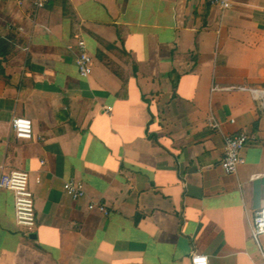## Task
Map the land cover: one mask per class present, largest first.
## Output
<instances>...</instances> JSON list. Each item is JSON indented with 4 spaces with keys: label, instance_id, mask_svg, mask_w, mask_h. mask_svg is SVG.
<instances>
[{
    "label": "crops",
    "instance_id": "obj_1",
    "mask_svg": "<svg viewBox=\"0 0 264 264\" xmlns=\"http://www.w3.org/2000/svg\"><path fill=\"white\" fill-rule=\"evenodd\" d=\"M35 1L0 0V176L28 174L36 214L33 232L18 229L0 192V264H264L251 229L264 210V0L225 12L49 0L30 19ZM21 118L31 141L15 138ZM210 118L219 131L196 130ZM241 134L252 141L228 176L224 138ZM71 182L84 199L65 194Z\"/></svg>",
    "mask_w": 264,
    "mask_h": 264
},
{
    "label": "built area",
    "instance_id": "obj_2",
    "mask_svg": "<svg viewBox=\"0 0 264 264\" xmlns=\"http://www.w3.org/2000/svg\"><path fill=\"white\" fill-rule=\"evenodd\" d=\"M49 0H36L33 8L29 12L28 17L35 19L38 12L43 10ZM209 8L217 9L222 12L231 10L230 0H209ZM80 53L76 59V67L78 74L82 80L88 81L93 75V60L87 53L84 41L80 40L77 44ZM258 92H256L257 94ZM196 130H209L212 132L219 131V125L214 119H208L196 126ZM12 131L17 140H32V122L28 119H15L12 122ZM252 138L247 134L236 136H227L224 138V155L221 167L228 176L236 175L240 166L244 164L241 157L243 151L251 143ZM9 192L14 196L15 224L18 229L25 232H33L36 228L35 199L29 190V176L26 172L20 170H8L0 176V192ZM65 194L73 201L84 199L85 192L83 187L78 183H68L64 186ZM99 208V211L107 216V211L103 207L91 206ZM252 237L259 242V238L264 236V210L255 214L252 220ZM208 264V260L204 256H195L192 258V264Z\"/></svg>",
    "mask_w": 264,
    "mask_h": 264
},
{
    "label": "trees",
    "instance_id": "obj_3",
    "mask_svg": "<svg viewBox=\"0 0 264 264\" xmlns=\"http://www.w3.org/2000/svg\"><path fill=\"white\" fill-rule=\"evenodd\" d=\"M3 45H5V43H3V42H0V48H1V46H3ZM7 53H8V49H7V50H5V51H1V50H0V57H1L2 59H5V58H6V55H7Z\"/></svg>",
    "mask_w": 264,
    "mask_h": 264
},
{
    "label": "rangeland",
    "instance_id": "obj_4",
    "mask_svg": "<svg viewBox=\"0 0 264 264\" xmlns=\"http://www.w3.org/2000/svg\"><path fill=\"white\" fill-rule=\"evenodd\" d=\"M79 41H80V40H79ZM78 43H79V42H78ZM88 54H89V53H88ZM261 238H262V237L259 238V242H260Z\"/></svg>",
    "mask_w": 264,
    "mask_h": 264
},
{
    "label": "bare ground",
    "instance_id": "obj_5",
    "mask_svg": "<svg viewBox=\"0 0 264 264\" xmlns=\"http://www.w3.org/2000/svg\"><path fill=\"white\" fill-rule=\"evenodd\" d=\"M261 95H264V93H260ZM260 94H258V95H260Z\"/></svg>",
    "mask_w": 264,
    "mask_h": 264
},
{
    "label": "clouds",
    "instance_id": "obj_6",
    "mask_svg": "<svg viewBox=\"0 0 264 264\" xmlns=\"http://www.w3.org/2000/svg\"><path fill=\"white\" fill-rule=\"evenodd\" d=\"M201 264H203V262L201 261Z\"/></svg>",
    "mask_w": 264,
    "mask_h": 264
}]
</instances>
